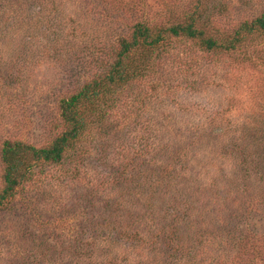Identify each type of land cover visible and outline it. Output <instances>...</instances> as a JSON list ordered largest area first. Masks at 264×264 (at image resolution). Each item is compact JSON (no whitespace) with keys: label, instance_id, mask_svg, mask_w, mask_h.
<instances>
[{"label":"rangeland","instance_id":"1","mask_svg":"<svg viewBox=\"0 0 264 264\" xmlns=\"http://www.w3.org/2000/svg\"><path fill=\"white\" fill-rule=\"evenodd\" d=\"M262 11L264 0H0V147L59 136V99L108 69L133 23L165 31L198 13L225 45ZM243 35L206 51L167 32L101 131L0 209V264H264V32Z\"/></svg>","mask_w":264,"mask_h":264},{"label":"trees","instance_id":"2","mask_svg":"<svg viewBox=\"0 0 264 264\" xmlns=\"http://www.w3.org/2000/svg\"><path fill=\"white\" fill-rule=\"evenodd\" d=\"M20 1L23 5L28 2L41 4L45 2V0ZM196 14L198 15V13ZM197 15L193 14L184 23L171 25L165 31H156L145 22L133 23L129 29V35L120 36L117 40L114 60L108 69L101 76L94 77V79L84 83L77 92L59 99L58 112L65 127L59 136L55 137L49 144L40 147L18 141L4 140L0 147L2 166L0 209L14 199L21 189H25L29 183L34 182L40 171L42 172L49 166L60 165L70 151L76 153L79 144L86 140L88 135L101 131L107 116L110 114L109 110H111L112 104L118 99V93L128 88L126 86L145 78L152 68L149 63V54L156 50L165 49L168 45L167 32L172 37L197 40L206 51L226 48V46L234 48L235 42H241L245 38L243 33L250 35L264 32V11H262L251 20L241 22L236 39L224 45L213 36H207L205 31L198 27ZM36 18L39 19L38 16ZM138 49H144L147 52L146 55L142 58H134ZM218 148L222 153L226 152V147L220 143ZM179 157L174 161H179ZM170 169V167L163 168L159 172L160 177L162 179L169 178ZM164 185L167 184L163 183ZM158 186L163 187L159 181ZM108 235L103 243L107 246L110 245V248L112 244L120 242L116 239L120 237L119 235L116 234L114 237Z\"/></svg>","mask_w":264,"mask_h":264}]
</instances>
